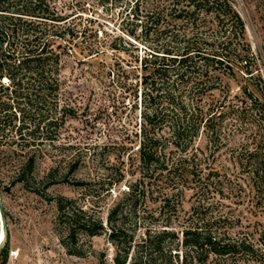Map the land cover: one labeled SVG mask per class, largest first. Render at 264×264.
<instances>
[{
	"label": "trees",
	"instance_id": "obj_1",
	"mask_svg": "<svg viewBox=\"0 0 264 264\" xmlns=\"http://www.w3.org/2000/svg\"><path fill=\"white\" fill-rule=\"evenodd\" d=\"M170 5L171 9L162 8L168 9L167 13L145 7L148 21L141 31L146 37L155 33L153 43L140 38L135 30H130L129 35L136 43L121 38L128 46H124L125 51L132 47L133 53L136 52L134 67L140 68L141 73L136 74L140 75L139 80L130 79L132 65L125 67L118 63L111 69L123 92L134 96V110H140V127L133 132L139 144L129 156V165L142 175L123 189L105 219L101 203L126 179L125 159L117 166L116 174L65 178L83 189L82 196H89L90 207L81 206L76 198L63 195L55 198L56 222L66 229L61 241L70 254L80 256L84 252L76 247L78 231L90 237L107 233L116 250L112 264H207L212 256L223 262L251 258L263 264L264 229L259 231L256 227L253 231L247 225L246 231L238 230L236 238L230 236L241 219L223 210L226 203L222 198L229 197L226 195L237 191L238 186L215 164V153L224 139V123L233 116L241 129H250L253 146H249V140L242 146L247 160L242 162L241 171L248 174L254 197L258 196V205L261 204L264 84L261 79L254 84L257 94H250L249 106L241 108L232 104L226 80L236 77L240 67H245L253 77L248 68L250 46L244 19L232 0H172ZM137 9L138 5L135 12ZM65 19L50 0H0V80L7 77L9 86H14L25 76L41 86L43 100L55 98L59 93L64 50L65 47L70 50L68 44L73 40L64 39L69 28L58 26ZM59 38L66 43H58ZM70 113L76 115L78 110L71 107ZM58 123L54 106L35 113L30 120L23 118L22 124L11 122L9 126L18 133L13 139L26 147L56 140L57 135L42 130ZM6 125L0 124V130L4 131ZM204 134L208 137L206 149L197 144ZM79 160L69 162V173L79 169ZM34 163L35 154L23 162L18 176L24 183H27L25 174ZM147 179L163 188L160 208L155 210L146 204L150 191ZM190 182H195L192 188L200 199L181 224L179 196ZM165 187L171 188L164 193ZM239 187L242 190L245 186L240 183ZM215 193L223 197L215 199ZM141 230L144 232L137 240ZM7 245L6 242L0 251Z\"/></svg>",
	"mask_w": 264,
	"mask_h": 264
},
{
	"label": "rangeland",
	"instance_id": "obj_2",
	"mask_svg": "<svg viewBox=\"0 0 264 264\" xmlns=\"http://www.w3.org/2000/svg\"><path fill=\"white\" fill-rule=\"evenodd\" d=\"M136 1L50 0L57 12L66 18L58 26L70 29L64 39H73L68 44L70 50L67 51V47L64 50L58 95L43 100L41 86L25 76L14 86H9L10 80L7 77L0 80L3 84L0 86V124H8L6 128L3 127L4 131L0 130V194L8 223L4 239V245L6 242L8 245L0 251V264H112L116 250L107 233L90 237L83 231H78L76 247L82 249L84 255H72L67 251L61 241L66 229L56 222L58 209L55 198L60 195L76 198L81 206L89 208V196L84 197V200L83 189L73 186L65 178L74 180L104 177L112 172L116 174L117 166L125 159L126 179L114 187L111 195L101 203V215L105 219L123 189H127L142 175L129 165V156L139 144L133 132L140 127V110H134V96L123 92L120 81L114 77L111 69L114 70L118 63L125 67L137 64L133 48L126 51L124 49V40L136 43L129 35L130 30H135L140 38L149 43L154 42L155 33L146 37L141 31L148 21L145 7L162 12L163 6L169 9L173 6L170 5L172 0H140L135 4ZM232 2L246 25L251 61L248 68L253 75L250 77L246 68L240 67L236 77L226 78L232 104L242 108L249 106L250 94H257L254 84H259V79L264 84V0ZM137 5L139 15L135 12ZM167 12L168 9L163 10V13ZM167 17L170 18V15ZM164 25L162 23L161 28ZM64 39L59 38L57 42H63L64 45ZM142 48L141 45L139 51ZM132 71L130 79L139 80L140 75L136 74L141 73L140 68L134 67ZM54 106L59 123L52 128L44 127L42 131L57 135L56 140L48 139L40 146L25 147L23 142L13 139L18 133L9 126L11 122L22 124L23 118L30 120L35 113L47 111ZM71 107L78 110L76 115L70 113ZM232 117L224 123V139L221 140V148L215 153V164L238 186L237 191L233 190L226 195L229 197L222 198L226 203L223 210L232 212L233 216L241 219V223L230 232V236L236 238L239 236L238 230L244 228L246 231L247 225L253 231L256 227L259 231L264 229V196L258 205V196L254 197L255 192L249 184L248 174L241 171L242 162L247 160V156L242 154L246 152L242 146L247 140L249 146H253L250 143L253 140L249 135L250 129H241ZM26 131L27 129L24 130L25 133ZM207 138L204 134L197 144L206 149ZM32 154H35V163L26 172L24 178L27 183H24L19 179L18 173L23 162ZM74 158H80L79 169L69 173L68 164ZM147 182L150 191H147L149 197L146 204L155 210L160 208L163 188L150 179ZM240 183L245 186L242 190ZM192 187H195V182L183 187V193L179 196L178 214L181 224L193 212V207L200 199V194L195 193L196 190ZM165 188L167 189L162 191L164 193L171 187ZM221 197L223 195L215 193V199ZM143 232H138L137 240ZM3 235L4 231L0 228V241ZM207 264L259 262L251 258L228 259L223 262L212 256Z\"/></svg>",
	"mask_w": 264,
	"mask_h": 264
},
{
	"label": "water",
	"instance_id": "obj_3",
	"mask_svg": "<svg viewBox=\"0 0 264 264\" xmlns=\"http://www.w3.org/2000/svg\"><path fill=\"white\" fill-rule=\"evenodd\" d=\"M0 228L2 229V231H4L5 234L3 235V238L0 241V248H1L5 243L4 239L8 231L7 215L1 194H0Z\"/></svg>",
	"mask_w": 264,
	"mask_h": 264
}]
</instances>
